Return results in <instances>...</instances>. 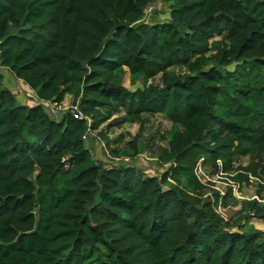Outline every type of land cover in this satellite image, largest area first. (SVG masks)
<instances>
[{
    "label": "trees",
    "instance_id": "trees-1",
    "mask_svg": "<svg viewBox=\"0 0 264 264\" xmlns=\"http://www.w3.org/2000/svg\"><path fill=\"white\" fill-rule=\"evenodd\" d=\"M153 2L0 0V68L39 103L19 105L0 73V264H264L248 226L264 220V0H163L168 19L147 24ZM67 96L81 119L49 117L42 104ZM156 115L172 162L159 178L91 157L89 134L108 146ZM126 146L111 156L139 154ZM199 162L254 181L236 227L216 213L231 188L204 197Z\"/></svg>",
    "mask_w": 264,
    "mask_h": 264
},
{
    "label": "rangeland",
    "instance_id": "rangeland-1",
    "mask_svg": "<svg viewBox=\"0 0 264 264\" xmlns=\"http://www.w3.org/2000/svg\"><path fill=\"white\" fill-rule=\"evenodd\" d=\"M168 19V10L163 0H155L145 9L143 21L149 23H161ZM221 38L215 37L212 42L219 41ZM173 73L182 72L178 69L172 70ZM3 76L4 85L11 90L19 105L33 106L39 104L30 90L21 82L15 80L6 69L0 68ZM148 84L159 86V78L150 81ZM122 86L129 91L141 88L140 81L134 84L130 83L129 74L126 72L122 80ZM71 97L67 96L60 105L42 104L47 115L54 120H59L66 113L77 112L72 106ZM117 114L116 117H121ZM143 124H125L121 128L114 129L108 134L109 145L106 146L96 136V132L89 134L86 139V146L91 157L102 164L104 167H131L137 170L143 176L159 178L171 165L172 162L165 161L163 151L166 150V137L170 128V123L162 116H143ZM99 129H104L101 126ZM134 141L139 154L133 158L115 159L110 154V149H125L128 143ZM248 158H241L234 162V166H246ZM198 181L205 187L204 197L212 198L213 192L219 195V198L226 194L228 188H231L233 198L226 200V205H220L216 213L225 221L229 220L230 224L238 225L240 216V202L255 200L256 185L254 181L249 184L236 185L230 181L229 175L215 176L211 174L208 166H202L199 162L194 170ZM220 202V201H219ZM250 229L259 231L264 234V220L252 219L248 222ZM264 240V235H263ZM88 264H94L90 262Z\"/></svg>",
    "mask_w": 264,
    "mask_h": 264
},
{
    "label": "built area",
    "instance_id": "built-area-1",
    "mask_svg": "<svg viewBox=\"0 0 264 264\" xmlns=\"http://www.w3.org/2000/svg\"><path fill=\"white\" fill-rule=\"evenodd\" d=\"M73 116H74L75 118L81 119V115H80L79 113H73Z\"/></svg>",
    "mask_w": 264,
    "mask_h": 264
},
{
    "label": "water",
    "instance_id": "water-1",
    "mask_svg": "<svg viewBox=\"0 0 264 264\" xmlns=\"http://www.w3.org/2000/svg\"><path fill=\"white\" fill-rule=\"evenodd\" d=\"M36 213H37V211H36Z\"/></svg>",
    "mask_w": 264,
    "mask_h": 264
}]
</instances>
